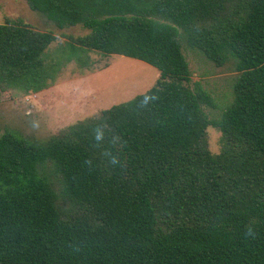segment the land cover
I'll return each instance as SVG.
<instances>
[{"label": "trees", "instance_id": "16d2710c", "mask_svg": "<svg viewBox=\"0 0 264 264\" xmlns=\"http://www.w3.org/2000/svg\"><path fill=\"white\" fill-rule=\"evenodd\" d=\"M24 1L58 29L87 31L69 39L66 60L87 68L89 52L114 55L158 75L43 145L0 136V264H264V0H237L243 15L225 28L192 20L231 0ZM176 28L214 66L234 63L217 119L203 112L210 95L188 86ZM53 41L20 20L0 24V95L53 82L43 60ZM208 127L220 133L216 155ZM46 164L80 213L57 209L38 174Z\"/></svg>", "mask_w": 264, "mask_h": 264}, {"label": "rangeland", "instance_id": "374dc122", "mask_svg": "<svg viewBox=\"0 0 264 264\" xmlns=\"http://www.w3.org/2000/svg\"><path fill=\"white\" fill-rule=\"evenodd\" d=\"M88 2L89 0H80ZM215 15L211 20L210 15ZM243 4L231 0L208 16L197 15L193 26L225 28L242 17ZM5 20H20L32 29L49 33L54 41L43 54L46 68L55 65L54 80L38 93L22 94L10 90L0 95V136L11 132L29 142L43 145L65 127L86 118L94 117L100 110L125 102L144 93L155 82L158 72L139 61L120 56H102L95 52L87 54L91 65L80 67L73 60H66L64 50L71 39L84 36L87 31L78 25L61 29L43 15L29 9L24 0H0V24ZM211 20V21H210ZM158 21L164 22L159 18ZM177 41L189 70L188 86L198 83L211 97L212 108H203L209 119H217L232 100V85L237 77L232 60L222 66H214L198 51L187 46L179 28ZM206 147L211 155L220 150V133L206 129ZM40 177L50 186L55 206L64 217L80 213L79 209L61 193L60 178L49 164L40 168Z\"/></svg>", "mask_w": 264, "mask_h": 264}]
</instances>
